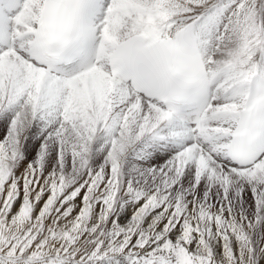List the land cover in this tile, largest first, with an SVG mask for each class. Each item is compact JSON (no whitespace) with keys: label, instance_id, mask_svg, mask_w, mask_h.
Returning a JSON list of instances; mask_svg holds the SVG:
<instances>
[{"label":"snow or ice","instance_id":"snow-or-ice-1","mask_svg":"<svg viewBox=\"0 0 264 264\" xmlns=\"http://www.w3.org/2000/svg\"><path fill=\"white\" fill-rule=\"evenodd\" d=\"M0 264H264V0H0Z\"/></svg>","mask_w":264,"mask_h":264}]
</instances>
